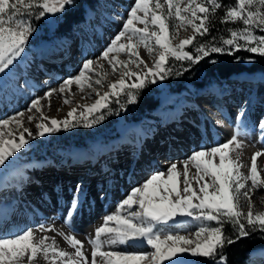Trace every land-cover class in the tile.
Instances as JSON below:
<instances>
[{
    "label": "snow or ice",
    "instance_id": "6c2138e0",
    "mask_svg": "<svg viewBox=\"0 0 264 264\" xmlns=\"http://www.w3.org/2000/svg\"><path fill=\"white\" fill-rule=\"evenodd\" d=\"M73 2L74 0H15L10 3V0H0V74H6V70L24 53L29 36L34 31L29 18L35 16L40 19L48 14L63 12L65 6H71ZM222 6L221 0H135L122 31L100 58L107 62L113 74L119 71L118 65L123 68L120 78L108 84L111 96L118 98L123 93L127 97V103H136L139 90L148 84L157 83V78L166 79L170 74L171 69L165 67L170 56L177 61L188 60L193 64H198L212 53L231 55L234 51L244 50L264 56V35L254 34V29L264 31V0H236L234 6H224L225 13L220 19L221 23L239 21L244 25L242 29H230L229 36L221 38L220 42L224 47L217 46L213 38L212 42L196 44L197 55L185 51L186 46L193 45L197 35H209L212 20ZM139 13H143V16ZM170 19L176 21L171 26V32L167 22ZM137 24L143 27H137ZM181 28L186 31L190 28L193 34L179 39V43L175 44ZM122 39L124 42H121ZM240 40L244 43H239ZM140 46L152 58L151 65L140 58ZM121 52L127 53V60L111 55ZM130 64L139 71L131 70ZM94 66L104 68L99 61L86 60L79 74L66 79L59 89H51L44 97L34 99L26 112L0 120V129L13 123L17 129H23L18 141L14 138L5 140L4 132L0 131V167L6 166L9 157L28 144L24 133L28 136L36 134L21 119L33 110L39 113V122L35 127L41 137L78 126L92 128L105 118L101 110L109 108V92L101 95L94 85H102L103 77L108 73H101ZM86 73H95L97 78L93 82L92 76H86ZM126 77L135 78V81L129 84ZM85 81L98 98L91 106H83L80 118L75 116L76 107L63 120L44 115L42 99L48 101L47 106L50 108L49 98L54 93L71 92L73 84L83 91ZM126 88L128 91L124 92ZM63 102L72 103L67 96L63 97ZM116 102L119 103V100ZM121 107L123 108V104ZM85 112L101 114L89 120ZM244 116L245 112L241 110L237 118L242 119ZM34 119L37 117L27 115L29 123ZM259 127L261 139H264V121L259 122ZM12 135V132L8 133L9 137ZM240 135L237 130L223 144L194 151L182 162V171L178 169L176 162H172L165 171L152 174L142 186L136 187L118 206L120 210L126 209L127 214L122 215L118 211L107 215L102 225L95 230L94 237L88 238L93 249L90 261L83 251L84 243L74 234L58 233L75 250L74 253H69L59 248L54 238L46 235L37 238L38 232L55 231L50 226L40 225L38 229L26 228L14 235L0 236V264H39V259H43L46 264H56L57 261L60 264H194L186 259L185 254L208 258L213 264H226L224 249L227 245L249 236L251 231L264 232V211L254 212L252 204L254 190L264 187V176L260 174L257 165V158L264 156V151L253 154L249 172L245 175L241 171V150L244 145L239 140ZM191 167L196 171L190 177ZM194 183L198 187H194ZM76 191L80 192L79 186ZM78 199V196H74L69 217L76 211ZM245 204L249 209L247 213L243 212ZM178 217L215 221L216 226L201 224L195 232L187 234L159 227L168 226L170 222L179 223ZM113 221L115 224L110 225L109 222ZM225 223L233 226L235 238L225 234ZM105 245L107 250H103ZM115 245L144 247L152 251L122 252L113 250Z\"/></svg>",
    "mask_w": 264,
    "mask_h": 264
},
{
    "label": "bare ground",
    "instance_id": "6f19581e",
    "mask_svg": "<svg viewBox=\"0 0 264 264\" xmlns=\"http://www.w3.org/2000/svg\"><path fill=\"white\" fill-rule=\"evenodd\" d=\"M101 1H108L110 5V10L106 12L108 21L106 31L110 33L114 30V34H116L119 30L118 28H123L128 18L129 10L134 6L135 0ZM139 15L143 16V13H139ZM137 27L142 28L143 25H137ZM97 34L99 36L102 35L100 31H97ZM103 37L101 36L100 40H97V47L94 49H91L93 45L86 41L81 43L77 48V52L74 54L75 57H73V54L70 56L67 55L73 40L66 44H62V42L55 44L54 47L58 48L54 49L51 55L49 53L41 57V60H45L46 62V65L42 64L40 66L42 68L41 71L33 66L32 61L27 55H24L10 77L0 83V120L10 118L19 112H26L34 99L44 97L46 92L51 89H59L66 79L78 75L82 70L83 63L86 60H93V55L95 54L99 55V63L104 65L103 71L108 70L105 67L108 64L100 59L102 53L109 47L106 40L107 37ZM61 45H65L66 48L64 47V50L59 51ZM87 51L88 55L85 56ZM142 57L143 55L141 54ZM43 68L46 70L50 69L48 71L50 73L43 74L45 73L42 71L44 70ZM21 75L24 78L23 84L17 83ZM244 78L245 76L233 77L230 81L226 82L227 85H231L229 88L237 91L235 94L239 95V98L235 102L229 103V106L225 105L224 114L218 115L216 118L214 116L215 120L207 118L209 115L204 113L205 110H209L206 104V106L202 105L201 108L195 105V98L209 96L212 101L211 106H214L213 103L221 95L225 100L231 92L228 90L223 91L224 88H222L210 94L192 96L193 100L189 95L182 94L181 96L174 97L176 98L175 101H167L168 103L163 104L164 106L160 110V113L164 117L162 122L154 123L156 125L153 126L152 122L154 121L150 118L152 120H147V122L145 121L143 124L134 127L132 126L124 133V139L122 141L102 149L97 146L91 149L87 148L84 151L77 152L78 150H73L72 152L74 153L68 152L57 160L56 165H52L54 172L46 168V162L24 155L23 151L27 149L28 144L33 138L38 135V130L35 125L39 122V113H36L35 110L32 113H27V115L36 116L37 119H34L31 123L28 122L27 115L21 119H23L25 126L36 134L34 136H28L27 133H24L28 144L19 152L15 153L14 156L9 157V160L6 161V166L0 167V236L14 235L26 228L38 229L40 225L50 226L55 231L38 232L37 238L43 235L54 238L59 248L69 253H74L75 250L58 233L74 234L77 239L84 243L83 251L90 261L93 249L88 243V238L90 236L94 237L95 230L102 225L107 215L115 214L118 211L122 215L127 214L126 209L120 210L118 206L136 187L142 186L152 174L165 171L172 162H176L178 169L182 171V162L190 157L194 151L210 149L227 141L230 133L227 121L233 119V115H235L237 110V108L232 109L231 107L235 106L240 110L241 107H239V104L237 105V102H241L243 96H245L243 91L244 86L238 88L237 85H240V83H236L238 81H244ZM125 79L129 84L135 81V78L128 79L126 77ZM252 79L254 81L264 80L259 74L253 76ZM157 83H159L158 78ZM64 96H67L72 103L65 104L63 102ZM89 96H91V92H79L76 84H73L71 85V92L66 91L63 94L56 92L49 98L51 101L50 108L47 106L48 101L42 99L41 103L44 105L43 113L47 117L63 120L67 117V113L73 107H76L77 112L75 116L80 115L84 105L91 106L93 104L86 102ZM215 96L217 99L212 100ZM170 103L174 104V109L166 108ZM218 110L219 107L211 108L213 113L214 111L219 113ZM186 111L191 114L190 117L192 119V121L186 119L187 123L184 126L185 120L181 123L186 131L173 127L172 124L174 121L171 118L174 120L182 118ZM257 113L259 114L257 115ZM251 117L254 119V124L250 126L245 124L244 129L247 131V134L251 133L253 135L255 141H252V143L256 142L255 144L260 148L259 150L248 151V148L246 149L245 147L246 150L244 148L241 150V160L243 163L241 171L244 174H248L249 172L253 154L257 151H264V139H261V132L259 133L258 130L260 128L257 126L258 119H264V112L255 111ZM197 118H199L201 124ZM191 124L200 127L199 130L203 134L202 139L195 135ZM242 125L243 123L241 121L240 126H238L242 127ZM205 127L207 128L204 129ZM18 130L15 123L5 129H0V131L4 132L5 140L14 138L17 141L19 133L23 129ZM9 132H12V137L8 136ZM161 132L162 134H160ZM162 135H164V138H162ZM203 139L204 142H197V140L202 141ZM147 143L150 145H147ZM165 144H167L166 148L164 147L162 150L155 149L157 145L159 148ZM185 145L191 147L187 149L184 148ZM126 147H134V155H131L133 157L132 159L131 157H127L128 159L124 162L121 158V153H123L121 150H124ZM114 153L116 155L117 153L119 154L113 156ZM111 159L113 160L110 161ZM14 160H17L16 163H13L14 168L7 170L6 167ZM147 162L151 164L147 165ZM257 165L260 174L264 176V156L257 158ZM136 167L138 168L137 172H135ZM193 168L191 167V171ZM143 172H146L144 173L145 175L137 179V176ZM96 180L98 182H95ZM182 180L183 176H181ZM78 186L80 189L79 193L76 191ZM194 187L198 186L194 183ZM74 196H78L79 198L78 205L76 211L69 217V210ZM186 218L178 217L179 223L170 222L168 227L180 234L193 233L191 231L192 227L197 222L193 219L189 220ZM109 224L114 225L115 222H109ZM143 249L144 247L128 248L124 245L113 246V250L129 253L145 252ZM148 249L149 251L146 252L152 251L150 248L146 250ZM103 250H107V245H105ZM185 255L189 262L196 264L195 260L198 257ZM97 260L99 261L100 258L98 257ZM39 264H46V262L43 259H39ZM56 264H60V261H57ZM165 264H169V262H165Z\"/></svg>",
    "mask_w": 264,
    "mask_h": 264
},
{
    "label": "rangeland",
    "instance_id": "374dc122",
    "mask_svg": "<svg viewBox=\"0 0 264 264\" xmlns=\"http://www.w3.org/2000/svg\"><path fill=\"white\" fill-rule=\"evenodd\" d=\"M13 2H15V0H10V3H13ZM221 3L223 6L221 7V9L217 10L215 17H214L217 19L218 22H220L221 17H223V15L225 13V7L224 6H234L236 4V0H221ZM73 5H75L74 2L71 6H73ZM71 6L66 5L63 12H58L54 15L48 14L45 17L40 18V19H37L35 16H32L31 18H29L30 23L32 24V26L34 28V31L29 36L28 42L25 46L24 53L21 54V56L14 62L13 65L10 66V68L8 70H6V74H0V83L10 77V75L15 71V69L18 65V62L22 59V57L24 55H27L29 57V59L32 61L33 66L37 67V69L41 71L42 68L40 66H42V64L46 65L45 60L42 61L41 57H44V55H48L49 53L51 55V52H53L54 49L58 48V47L57 48L54 47L55 44H57V43H61V42H62V44H66L67 42L70 43L71 39L68 38L69 35L73 36L74 41L77 38L78 39L81 38L82 41H86L89 44L93 45V48H91V47H89V48L94 49L95 47H97V45H96V43L98 42L97 40H100L101 36L107 37L106 40L108 42V46H110L111 45L110 43H112V39L114 40L115 36L118 35L123 29V28H118L119 30L117 33L115 32L116 34H114V30H113V32L107 33L106 30H107V22L108 21L106 18V12L110 10V5L108 4V1L103 2L101 0H98L97 6L94 9L86 8V10H85L86 11V17L89 20V23L87 25L84 24L80 28L79 32L77 31L76 33L71 32L69 34H65V33H63V30L65 29L64 26L60 27V25L64 20V12H65L66 8L71 7ZM76 9H77V7H76ZM36 11H38V9ZM165 11H166V9H165ZM88 16L89 17L91 16V18H89ZM214 21L212 20V24ZM167 22L169 23L170 32H171L172 31L171 26L173 24H175L176 21L170 19ZM137 25L139 26L140 24H137ZM220 25H221V28H219L220 31L217 32L215 34V36H213V34H214L213 32L211 35V31H210L209 35H205V36L197 35L196 41L193 42L192 46H186L185 51L189 52L191 50L193 55H197V53L195 52L196 44L212 42L213 38H215L214 42L217 44V46L224 47V45H222L220 42L221 38H227L230 34L229 33L230 29H242L244 27V25L239 21L236 23H221L220 22ZM97 31H100L102 33V35L99 36L97 34ZM192 34L193 33H192L190 28L187 31L184 30V28H181L179 30V38L177 40H175L174 43L178 44L179 39H183L184 37H189ZM254 34L257 36H262V35H264V31H260L259 29H254ZM121 42H124V40L122 39ZM152 43L154 44V40L152 41ZM239 43L243 44L244 41L240 40ZM64 47L66 48L65 45H61V47L59 48V51L64 50ZM156 48H158V45L156 46ZM138 51H139L140 58H141V54H142L143 55L142 59H144L149 65H151L153 63L152 58L149 57L146 49L143 46H140L138 48ZM75 53L76 52H74L73 54H75ZM87 55H88V51H87L85 56H87ZM111 55L112 56H118L120 58V60H127L128 59V55L126 52L113 53ZM155 55H156V52L154 51L153 56H155ZM257 55L258 54H256V53H251V52L244 51V50L234 51L233 54H231V55L221 54V53H212L210 56L204 57L198 64H193V63L189 62L188 60L177 61L174 59V57L170 56L167 64L165 65L166 68L171 69L170 74L164 80H160L158 78L159 83L148 84L145 88H143L142 90H139L136 103H127L126 102L127 97L123 93H121L118 98L111 96V92H110V89L108 88V84L113 82V81H116L118 78H120V73L123 71L122 66H119V65L117 66L119 68V71H117L115 74L112 73V69L109 65L105 66L108 69L106 71L105 70L103 71V69H99L98 66H96V70L100 71L101 73H105V72L107 73V71H108V74L103 77L102 85H94V87L100 92L101 95H103L105 92H109V100L107 101L109 108L101 110V112L105 115V118L102 121H100L99 123L95 124L92 128H85L83 126H78L75 128H70L67 131L61 130V131L56 132V133L47 134L43 137L36 135L33 138V140L28 144L27 149H25V151H23L24 155L27 157H32L34 159L46 162L47 163V165H45L46 168L49 169V171L53 170V172H54V168L52 167V165H56V162H58L57 160L62 158L68 152H72L73 150L74 151L78 150L77 152L84 151L87 148L91 149V148H95L97 146H99L102 149L104 147H108L110 145H114V144H117L120 141H122L124 139V133H126L128 128H130L132 126L134 127V126H137L139 124H143V122H145V121L147 122V120H152V119L154 121V122H152L153 126L156 125L157 123L162 122L164 120V117L160 113V110H162L161 108H162V106H164L163 104L168 103L169 101H175L176 98H174V97L181 96L182 94H185V95L187 94L193 100L192 96L210 94L212 92H215L216 90L219 91L222 88H224L223 91L228 90L229 92H231V94L227 97V99L224 100L222 95L218 99L215 96V98H212V100L217 99L216 102L213 103L214 106L210 107L209 105L206 104L208 109L219 107V110H218L219 113H216L215 111L213 113L212 111H209V110L208 111L205 110V112H204L206 115H209L207 118H210L213 120L214 116L216 118V116H218V115L220 116V115L224 114V111H225L224 106L228 105L229 103L235 102L239 98V95L235 94V92H237V91H235V90L233 91L232 88H229V86H231V85H227V83L224 84V82L222 80L215 78L210 72V67L212 65H214L215 63H217L216 61L218 59H220L222 57H227L229 60L232 61V63L238 64L239 66L244 67V68H249L253 64V61H254L253 57L257 56ZM93 57H94L93 58L94 61H99L98 60L99 55L95 54V55H93ZM133 59H135V57H133ZM210 61H214V62H210ZM104 62L107 64L106 61H104ZM129 68L131 70H134V71H139L138 69H135V66L132 64L129 65ZM47 69H49V68H47ZM185 69H187V70H185ZM49 70H46V69L42 70L45 72L43 74L50 73V72H48ZM257 74H259L260 77H262L264 79V74H262V73H255L251 76L252 77L257 76ZM88 75L92 76L93 82H94L95 78H97L95 76V73H92V74L86 73V76H88ZM240 75H243V74H240ZM75 76H77V75H75ZM75 76H73V77H75ZM22 78L23 77L21 75L18 78L17 83L23 84L24 78L23 79ZM239 83H240V85H237L238 88H240L241 86H243V84H245L243 88H244V91L247 94V96L244 93L245 96H243L242 103L237 102V105L241 104V106H239V107H241L240 110L238 107H235V106L231 107L232 109L237 108V110L235 112V115H233V119H231L230 121L229 120L227 121L228 125H229L228 126L229 132H230L229 136L227 137V141L233 137V135L237 132V130H239L241 133V135L239 136V140L244 145L243 148L244 149H245V147H246V149L248 148L247 149L248 151L259 150L260 147L255 144L256 142L252 143V141H255V138L253 137V135L251 133L247 134V131H245V129H244V125L247 124L248 126H250V125L254 124V122H253L254 119H252L251 115H253L255 111L264 112V80L261 83H244V81H238V83H236V84H239ZM220 84L221 85L223 84V85L221 86ZM76 87L78 88L77 85H76ZM86 91L91 92V96L88 97L86 102L94 103L98 97L96 96L95 92H93L90 88L87 87V81H85L84 90L83 91L79 90V92H86ZM127 91H128L127 88L124 89V92H127ZM133 91H136V90L133 89ZM141 93L146 94V96H147L146 100L151 99V101H153V102L158 101L159 106L157 108V111L155 113H151L150 114L151 117L149 116L147 118L146 116H143V112L140 111L138 108ZM216 94H218V93H216ZM219 94H221V93H219ZM74 95H76V94H74ZM164 95H165V100H164V102H162V97ZM117 99L119 100V103L116 102ZM240 99H241V97H240ZM121 104H123V108L121 107ZM166 108L174 109V104L170 103V105H167ZM109 109H111L110 112H109ZM241 110H244V112H245V116H244V118H242V120L237 118L238 114L241 112ZM100 114L101 113H97V112L85 113V115L88 116L89 120H91L93 117L98 116ZM200 114L204 116V114L202 112H200ZM258 114L259 113H257V115ZM190 116H191V114H189L186 111L182 118L175 119V120L171 118V120L174 121L172 126L176 127V129L186 131L183 128V126L186 125V123H187L186 119H188L189 121H192ZM76 117L80 118V115H77ZM150 118H152V119H150ZM256 118H258V117H256ZM183 120H185V121H184V124L182 126L181 123L183 122ZM197 120L199 121V118H197ZM241 121H242L243 125H242V127H239ZM259 121H264V119L263 118H262V120L258 119V121H257L258 125L257 126H259ZM154 123H156V124H154ZM199 123H200V121H199ZM150 125H151V123H150ZM191 127H193V129H194L193 130L194 133L199 138L201 136V139H202L203 134L199 130L200 127H198V126L196 127L193 124H191ZM206 128L207 127H205L204 129H206ZM258 130L260 133L261 129H258ZM17 131H19V130L17 129ZM160 134H162V132ZM162 136H163L162 138H164V135H162ZM149 142L151 143V141H149ZM197 142H199V143L204 142V139L202 141L197 140ZM81 143H86V145L85 146L83 144L80 145ZM147 145H150V144L147 143ZM166 146H167V144H165L163 147L161 145L158 148V145H157V147L155 149L162 150V149H164V147L166 148ZM189 147H191V146H189V145L184 146V148H187V149ZM133 151H134V147H131V148L126 147L124 150H121V152H123V153H121L122 154L121 158L123 159L124 162H125V160L130 158L131 155H134ZM163 151H165V150H163ZM72 153H74V152H72ZM118 154L119 153H117V155ZM117 155H116V153H114L113 156H117ZM132 158L133 157H131V159ZM149 158H150V156H149ZM17 160H19V159H17ZM17 160H14L11 164H9L6 167V169L7 170L13 169L14 168L13 163H16ZM112 160L113 159H111L110 161H112ZM148 164H151V163L147 162V165ZM87 165H88V163H87ZM137 171H138V168L136 167L135 172H137ZM195 171H196L195 168H193L192 171H190V174H189L190 177L192 175H194ZM58 173H60V172H58ZM144 173H146V172L139 174L137 176L138 178L137 177L136 178L139 179L140 176L143 177V175H145ZM245 175H247V174H245ZM147 179H148V176H147ZM95 182H98V181L96 180ZM181 186L183 187L182 184H181ZM182 187H181V189H182ZM252 204H253V211L254 212L264 211V187H261L257 190H254V192L252 194ZM248 210L249 209H248L247 205L245 204V206L243 207V212L247 213ZM186 219L190 220L192 218L187 217ZM196 222L197 223H195V225L192 227V230H191L193 232L196 231L201 224H207L209 226H216L215 221H211V222L196 221ZM166 228H170V227L166 226ZM146 249L147 248H144L143 251H145V252L149 251V249L148 250H146ZM259 250H261V249L259 248L256 251H259ZM259 253L262 256H264V248H262V250ZM261 255L258 257H255V256L253 257V253H252V255L250 254L249 264H264V257H262ZM195 262H196V264H213V261L209 260L208 258H203V257L196 258Z\"/></svg>",
    "mask_w": 264,
    "mask_h": 264
},
{
    "label": "trees",
    "instance_id": "16d2710c",
    "mask_svg": "<svg viewBox=\"0 0 264 264\" xmlns=\"http://www.w3.org/2000/svg\"><path fill=\"white\" fill-rule=\"evenodd\" d=\"M74 3L75 5L66 8L64 20L60 25V27L64 26L65 29L63 33L65 34L74 32L83 26L85 22V8L89 7L93 9L97 5V0H74ZM213 21V26L210 31L211 35L213 32V36H215V34L220 31L219 28H221V25L216 18H213ZM189 53L193 54L191 50ZM253 59L254 61L251 67L244 68L238 64L232 63L227 57H222L216 61L217 63L210 67V72L215 78L220 80H228L233 75L245 71L264 74V56L257 55L254 56ZM146 99V94L141 93L138 108L143 112V116L150 115L158 108V101L153 102L151 99ZM82 144L84 146L86 145V143H81L80 145ZM223 230L226 235H230L233 238L236 237V233L231 224L225 223L223 225ZM259 247H264V232L251 231L249 236L239 238L235 243L225 247L224 255L226 256V264H249L250 252Z\"/></svg>",
    "mask_w": 264,
    "mask_h": 264
},
{
    "label": "water",
    "instance_id": "95a60500",
    "mask_svg": "<svg viewBox=\"0 0 264 264\" xmlns=\"http://www.w3.org/2000/svg\"><path fill=\"white\" fill-rule=\"evenodd\" d=\"M165 100V95L162 97V101H164Z\"/></svg>",
    "mask_w": 264,
    "mask_h": 264
}]
</instances>
